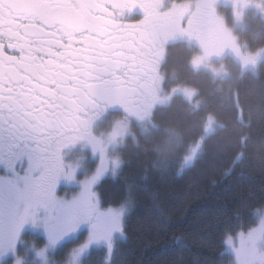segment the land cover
<instances>
[{
  "label": "snow or ice",
  "instance_id": "6c2138e0",
  "mask_svg": "<svg viewBox=\"0 0 264 264\" xmlns=\"http://www.w3.org/2000/svg\"><path fill=\"white\" fill-rule=\"evenodd\" d=\"M249 2L233 0V7ZM216 3L0 0V164L13 172L0 176V256L15 252L23 226L31 224L41 226L52 245L86 226L71 264L93 245H103L111 258L127 209L100 207L95 186L109 171L114 175L120 161L109 156L117 144L115 127L107 136L95 129L110 111H121L125 121L148 114L147 95L159 87L158 63L168 42L195 41L202 54L194 65L227 49L239 55ZM134 9L137 19L129 15ZM141 100L143 112L132 107ZM78 141L90 146L98 162L80 181L79 192L64 200L55 188L61 177L73 178L75 166L65 169L61 149ZM25 157L28 165L20 175L14 164ZM224 243L232 264H264V217L259 227L239 234V246L232 236ZM36 255L44 258V250Z\"/></svg>",
  "mask_w": 264,
  "mask_h": 264
},
{
  "label": "trees",
  "instance_id": "16d2710c",
  "mask_svg": "<svg viewBox=\"0 0 264 264\" xmlns=\"http://www.w3.org/2000/svg\"><path fill=\"white\" fill-rule=\"evenodd\" d=\"M237 37L263 54L256 70L235 71L222 84L192 69L189 46L170 51L166 73L174 81L166 87L194 90L197 104L174 96L153 112L150 127L130 131L118 149L117 175L96 186L101 208L129 206L123 236L111 258L93 249L81 264H232L225 239L264 213V19L250 15ZM194 144L199 153L188 165ZM82 238L49 253L48 264H62Z\"/></svg>",
  "mask_w": 264,
  "mask_h": 264
},
{
  "label": "rangeland",
  "instance_id": "374dc122",
  "mask_svg": "<svg viewBox=\"0 0 264 264\" xmlns=\"http://www.w3.org/2000/svg\"><path fill=\"white\" fill-rule=\"evenodd\" d=\"M257 3L261 5V7H257ZM262 8H264V0H250L248 5L241 9L239 7V3H237L236 7H233V0H217L216 3V9L217 13L224 19L225 26L228 28L231 36L234 38V43L236 45V48L238 49L239 55L236 54L235 51H232L231 49H227L225 51V54L221 57L212 56L210 59L206 61H201L199 64H193V60L200 56L201 49L198 46L195 41H189L187 38H180L178 40H184L188 42V46L194 48V53L191 56L190 64L194 71H201L204 73H207V75L214 80H218L219 84L224 83V81H227L234 72H238V76L243 74L246 71H254L257 69V65L260 61V58L263 54L262 51H254L250 52L244 47H242L239 44L238 41V31L243 30L246 27V21L247 18L250 15L259 16L264 19V11H262ZM237 13H239L237 15ZM211 34V33H209ZM183 46V45H182ZM244 48V49H243ZM175 49V48H173ZM163 53H161V57L163 56ZM172 57L170 53H166V64L164 66L165 68V80L167 84H171L172 81L166 73V70H169V58ZM245 58H247V62H245ZM163 79V74H162ZM168 78V79H167ZM161 79L160 82L163 80ZM162 88L164 89V86L162 85ZM171 88V92L167 91H161L160 95L158 96L156 93H152V95H157L155 98V104L159 105L160 107L167 106L168 103L171 101L172 97L174 96H180L183 97V99L187 100L188 103L196 105V102H193L196 96V92L192 89H187L185 87L179 86L177 84H174ZM161 89V88H160ZM159 89V92H160ZM151 101V100H149ZM147 117V115H146ZM151 125V120L148 121V124L146 126ZM206 132H209L213 126L208 123L206 124ZM102 128H99L97 130V134H104L107 136V134L111 131H113L114 127L117 133V144L114 148L109 149V156L110 158H116L120 161L119 155H118V148L123 144L126 139V136H130L131 132H129V129L126 128V125L121 123L119 126H117V122H113L111 124H102ZM194 144L192 148L188 151V154L185 158V162L189 165L193 163V160H195V157L199 153L200 144ZM63 158H68L64 161L65 169L67 170L69 165L75 166V171L72 179H67L64 177H61L58 180L57 186L55 188V193L58 197L63 198L64 200H70L73 196H75L79 190H80V181L84 180L85 178L92 175V173L95 171V168L97 166L98 162V156H94L91 148L89 145L85 144L82 147L78 148L76 151L70 153L68 156H62ZM91 163V164H90ZM121 166V165H120ZM120 167L117 169L116 173L113 175L111 171H109L105 177H115L119 171ZM102 179V180H103ZM101 180V181H102ZM100 181V182H101ZM98 182V184L100 183ZM97 184V185H98ZM96 185V186H97ZM95 186V188H96ZM127 210H129V206L124 205ZM127 211L125 212L126 215ZM40 215H43V210L39 213ZM124 215V216H125ZM264 217V213H261L258 215L255 225L251 227L250 229L246 231H241L236 233L233 237L234 243L239 246V234L244 233L245 235L252 229L259 227L261 218ZM124 222V218H123ZM82 235V241L79 243L81 244L83 240L87 236V227L81 226L80 230L77 234H73L70 236L65 237L64 239L58 241L55 245H52L49 243L46 235L44 234L43 228L39 225L33 226L31 224H25L22 228V231L20 232L19 239L17 241V244L15 245V252L8 251L3 256H0V264H15V261L17 258H19V264H22L23 261H25L27 258L31 260L33 264H48L49 260V253L56 250L58 247H60L62 244L70 241L76 240L79 235ZM27 236V242H24V238ZM120 234H114V243L116 240H118V237ZM42 238L43 245L41 247H35L34 243ZM78 244V245H79ZM76 245L73 250L78 246ZM225 245V243H224ZM20 247H22L23 255L20 256L19 250ZM103 248L106 251V248L101 246L93 245L88 251H86L81 257H79L76 261V264H81V260L88 255V253L93 249H99ZM43 249L44 250V258H41L40 256L36 255V251ZM72 251H70L67 259L62 264H71L72 261ZM225 252L231 256L232 262H233V255L228 251L225 245ZM29 254L28 257L25 255ZM107 254V251H106ZM107 258L109 259L108 255Z\"/></svg>",
  "mask_w": 264,
  "mask_h": 264
},
{
  "label": "flooded vegetation",
  "instance_id": "af4514ba",
  "mask_svg": "<svg viewBox=\"0 0 264 264\" xmlns=\"http://www.w3.org/2000/svg\"><path fill=\"white\" fill-rule=\"evenodd\" d=\"M130 17L132 19H137L139 18V10L138 9H134L130 14ZM178 43H184L187 46V41L184 40H174V41H170L166 44L164 50H163V56H160L159 59V63H158V73L160 75V77L162 76V74L164 73V62H165V56L167 52H170ZM163 81L160 82L159 87L155 88V86H153L155 88L154 93H156L158 96H161L160 93L161 91H166L165 88H162V85L164 86L165 83V78H164V74H163ZM161 88V89H160ZM160 89V92H159ZM152 91L149 90L148 95H147V100H151L149 102H151V108L148 111L147 117L144 116L143 119H137L135 116H129L127 118V120L125 121V114L122 113L119 110H115V111H110L106 116L103 117V119L99 122L98 127L95 129L96 133L97 130L99 128H102V124H111V123H115L118 121L124 122V124L126 125V128L129 129V131L131 130H145L147 128L146 124H148V121L151 120L152 114L153 112L160 106L155 104V98H156V94L152 95ZM145 101L141 100L139 103H133L132 107L138 111L143 112V109L145 107ZM83 145H85L82 141H78L77 143L73 144V145H69L66 146L65 148L61 149V156H68L70 153L76 151L78 148L82 147ZM68 158H63V161L67 160ZM28 165V161L27 158H22L21 160L17 161L14 164V169L15 172L23 175L25 173V170L27 168ZM0 176H6V177H12L13 176V172L12 170H8L4 167L3 164H0Z\"/></svg>",
  "mask_w": 264,
  "mask_h": 264
}]
</instances>
